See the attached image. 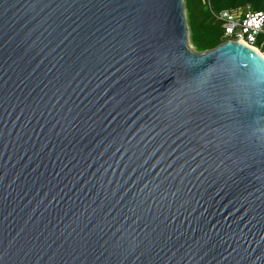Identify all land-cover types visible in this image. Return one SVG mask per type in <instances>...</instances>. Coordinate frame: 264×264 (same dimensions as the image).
<instances>
[{
	"label": "water",
	"instance_id": "obj_1",
	"mask_svg": "<svg viewBox=\"0 0 264 264\" xmlns=\"http://www.w3.org/2000/svg\"><path fill=\"white\" fill-rule=\"evenodd\" d=\"M189 31L184 0H0V264H264V56Z\"/></svg>",
	"mask_w": 264,
	"mask_h": 264
},
{
	"label": "trees",
	"instance_id": "obj_2",
	"mask_svg": "<svg viewBox=\"0 0 264 264\" xmlns=\"http://www.w3.org/2000/svg\"><path fill=\"white\" fill-rule=\"evenodd\" d=\"M214 11L235 10L250 5L254 11L264 10V0H209ZM191 42L198 53L219 47L222 31L212 22L208 0H184ZM264 53V47H260Z\"/></svg>",
	"mask_w": 264,
	"mask_h": 264
},
{
	"label": "built area",
	"instance_id": "obj_3",
	"mask_svg": "<svg viewBox=\"0 0 264 264\" xmlns=\"http://www.w3.org/2000/svg\"><path fill=\"white\" fill-rule=\"evenodd\" d=\"M212 22L222 31L221 42L240 43L248 48H256L264 56V10L254 11L250 5L235 10L214 11L208 0Z\"/></svg>",
	"mask_w": 264,
	"mask_h": 264
},
{
	"label": "rangeland",
	"instance_id": "obj_4",
	"mask_svg": "<svg viewBox=\"0 0 264 264\" xmlns=\"http://www.w3.org/2000/svg\"><path fill=\"white\" fill-rule=\"evenodd\" d=\"M186 19H187V16H186ZM189 46L191 47L192 50L196 51V50H195V47L193 46V44H192V42H191L190 31H189Z\"/></svg>",
	"mask_w": 264,
	"mask_h": 264
},
{
	"label": "bare ground",
	"instance_id": "obj_5",
	"mask_svg": "<svg viewBox=\"0 0 264 264\" xmlns=\"http://www.w3.org/2000/svg\"><path fill=\"white\" fill-rule=\"evenodd\" d=\"M253 50L256 51L257 53H259L258 50H257L256 48H253Z\"/></svg>",
	"mask_w": 264,
	"mask_h": 264
}]
</instances>
